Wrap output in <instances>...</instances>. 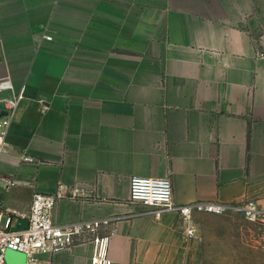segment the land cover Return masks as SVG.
<instances>
[{
    "label": "crops",
    "instance_id": "1",
    "mask_svg": "<svg viewBox=\"0 0 264 264\" xmlns=\"http://www.w3.org/2000/svg\"><path fill=\"white\" fill-rule=\"evenodd\" d=\"M5 76L23 93L0 146L8 210L27 215L35 192L61 191L60 223L134 213L135 174L171 177L178 203L264 210V0H0ZM180 224L120 219L113 264H169ZM90 254L81 242L41 264Z\"/></svg>",
    "mask_w": 264,
    "mask_h": 264
},
{
    "label": "built area",
    "instance_id": "2",
    "mask_svg": "<svg viewBox=\"0 0 264 264\" xmlns=\"http://www.w3.org/2000/svg\"><path fill=\"white\" fill-rule=\"evenodd\" d=\"M22 97L23 93L15 89L11 76L0 77V146L5 143ZM25 159H29V156L26 155ZM83 192L84 188L77 184L72 187L70 195L78 196ZM64 195L61 191L35 192L27 215L14 213L0 202V264H7L9 250L23 252L27 258L26 264H41L42 257L52 256L81 242L91 244L90 264H113L109 255L113 226L120 219L135 215L159 218L165 213H175L183 220L189 238L196 235V213L225 214L240 211L254 219L264 215V210L251 198L243 203L213 200L178 203L169 176L133 175L129 201L142 209L130 214H112L60 223L54 218L53 210Z\"/></svg>",
    "mask_w": 264,
    "mask_h": 264
},
{
    "label": "rangeland",
    "instance_id": "3",
    "mask_svg": "<svg viewBox=\"0 0 264 264\" xmlns=\"http://www.w3.org/2000/svg\"><path fill=\"white\" fill-rule=\"evenodd\" d=\"M195 222L196 235L189 238L180 218L169 264H264V215L254 219L240 211L202 212Z\"/></svg>",
    "mask_w": 264,
    "mask_h": 264
},
{
    "label": "water",
    "instance_id": "4",
    "mask_svg": "<svg viewBox=\"0 0 264 264\" xmlns=\"http://www.w3.org/2000/svg\"><path fill=\"white\" fill-rule=\"evenodd\" d=\"M9 254H10V256H16L17 255V256H20V258H21L23 253L20 251L9 250Z\"/></svg>",
    "mask_w": 264,
    "mask_h": 264
}]
</instances>
